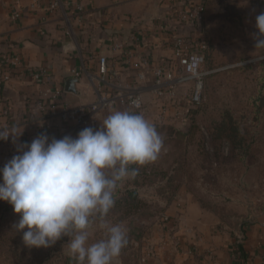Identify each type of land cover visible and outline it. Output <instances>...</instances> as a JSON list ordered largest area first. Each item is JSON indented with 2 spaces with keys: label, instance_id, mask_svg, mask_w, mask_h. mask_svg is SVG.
Instances as JSON below:
<instances>
[{
  "label": "crops",
  "instance_id": "obj_1",
  "mask_svg": "<svg viewBox=\"0 0 264 264\" xmlns=\"http://www.w3.org/2000/svg\"><path fill=\"white\" fill-rule=\"evenodd\" d=\"M61 6L50 10L54 0H0V55L3 52L20 55L26 67L33 70L47 68L53 84L63 87L73 70L96 71L98 58H117L113 45L126 41L137 29L154 33L129 49L137 57L153 60L169 56L162 45L163 33L157 23L166 17L163 0H60ZM39 7L32 8L33 3ZM81 4L82 14L70 6ZM18 13V18L13 16ZM156 26V27H155ZM119 66V80L129 83L134 71ZM87 79L79 80L76 94L66 93L69 105L90 104L95 100ZM1 94L11 110L9 118L0 116V128L13 129L22 135L4 152L0 141V168L17 153V147L31 143L41 133L33 106L45 89L30 80L13 78L1 85ZM149 98V95H146ZM63 125H56L49 133L54 137ZM166 205L164 212L149 227L148 242L153 251L149 264H264V218L241 224L238 230L220 227L212 212L203 208L189 194ZM166 215L168 223H162ZM146 243L144 244L145 247ZM239 248L243 250L242 257ZM214 257V262L209 259Z\"/></svg>",
  "mask_w": 264,
  "mask_h": 264
},
{
  "label": "rangeland",
  "instance_id": "obj_2",
  "mask_svg": "<svg viewBox=\"0 0 264 264\" xmlns=\"http://www.w3.org/2000/svg\"><path fill=\"white\" fill-rule=\"evenodd\" d=\"M212 1L215 6L218 3L233 5L238 19V36L232 43L221 45L218 55L221 63H217L215 73L207 80L203 108L188 125L179 126L188 137L177 145L165 143L166 132L157 129L164 142L158 158L139 167L137 183L130 178L118 187L122 191L139 189L141 192L139 207L130 209L120 203L107 216L109 223H122L127 229L129 243L122 250L118 264H139L142 249L141 242L135 238L138 229L146 228L148 231L166 205L186 194L215 214L221 222L220 227L228 231L238 230L241 224L264 218V49L255 50L252 36L257 31L256 16L264 12V0ZM217 18L215 8L207 18V27L215 38L219 35L215 26ZM113 110L126 109L119 107ZM110 112L103 113L93 128H99V123ZM227 112L234 117L241 130L246 145L245 154L234 155L229 147L216 145L211 138L215 124ZM155 113V108L151 106L144 115L154 126L157 125L153 120ZM62 128L55 133V138L66 135L76 137L84 129ZM153 169L158 176L151 180L143 179L142 173L149 174ZM152 216L155 218L152 219ZM18 219L8 203L0 202V260L2 254L7 253L4 240L11 237L17 239L19 235L13 227ZM90 233L89 243L105 238L98 221L93 224ZM68 239L62 245L55 243L46 248L43 253L40 249L30 252L22 264H75L73 261L68 263V259L74 260L65 245ZM0 262L2 264L3 260ZM11 264H16V260H12Z\"/></svg>",
  "mask_w": 264,
  "mask_h": 264
},
{
  "label": "clouds",
  "instance_id": "obj_3",
  "mask_svg": "<svg viewBox=\"0 0 264 264\" xmlns=\"http://www.w3.org/2000/svg\"><path fill=\"white\" fill-rule=\"evenodd\" d=\"M255 28V50L264 49V12L256 16ZM22 132L0 130V141L15 142ZM163 147L156 127L132 110H112L99 128L85 127L76 137L41 133L19 145L0 168V202L19 217L13 227L23 234L25 247L49 248L68 237L65 245L76 264H118L129 240L122 223L107 220L116 191ZM97 221L105 238L89 243Z\"/></svg>",
  "mask_w": 264,
  "mask_h": 264
},
{
  "label": "built area",
  "instance_id": "obj_4",
  "mask_svg": "<svg viewBox=\"0 0 264 264\" xmlns=\"http://www.w3.org/2000/svg\"><path fill=\"white\" fill-rule=\"evenodd\" d=\"M163 2L166 17L157 25L164 35L162 45L170 55L160 60H153L147 55L137 57L129 49L130 43L137 44L145 38H154L153 32L148 34L143 29H137L126 41H118L113 45L112 50L117 58L100 56L96 71H72L73 78L87 79L88 86L95 95V100L90 104L69 105L65 101L64 88L53 84L47 68L33 70L24 65L20 55L3 52L0 55V116L9 118L11 115L1 94V85L18 78L45 87L36 99L32 111L38 123V133H49L56 125L74 129L94 127L103 113L119 107L145 115L147 108L153 106L156 111L153 118L155 124L188 125L204 104L206 81L215 72L206 69L208 40L204 32L205 0ZM31 6L33 9L39 7L36 2ZM60 6L61 1L54 0L50 10L54 11ZM70 6L76 13L84 12L81 4ZM18 15L16 13L13 19H17ZM118 64L127 65L134 71L133 81L124 83L119 80ZM10 143V140L2 142L5 153ZM160 219L164 224L169 220L166 215ZM147 242L146 233L140 243L142 251L139 264H149L153 259L154 253ZM209 259L215 263L212 255H209Z\"/></svg>",
  "mask_w": 264,
  "mask_h": 264
},
{
  "label": "trees",
  "instance_id": "obj_5",
  "mask_svg": "<svg viewBox=\"0 0 264 264\" xmlns=\"http://www.w3.org/2000/svg\"><path fill=\"white\" fill-rule=\"evenodd\" d=\"M215 8L217 9V13H218V18L216 19V25H215L217 27L216 30L219 32V35L216 36L217 38L211 36L210 34L211 32H209V29L207 27V18L210 17L211 14H213ZM205 9H206V18H205L204 32L208 40V51L206 53V69L210 71H214L215 68H217L216 66H218L217 63H221V60L218 57L220 53L221 45L226 43H232L233 39L236 36H238V27H239L238 19H236L237 13L232 4L227 5L223 3L220 4L218 3L215 6L212 0H205ZM213 74H211L209 77H211ZM201 108H203V105ZM199 111H197L196 114H194V116L197 115ZM155 127L160 131L166 132L165 134L167 139L164 140L165 143H175V145H177L180 140H184L188 137V134H185L179 126L156 125ZM211 138L216 145H221V146L223 145V147L224 146L229 147L231 151L234 153V155L246 153L245 140L241 135V130L238 128L234 117L229 112H227L224 115V118L220 122L215 124L213 128V132L211 133ZM149 172H150L149 174L142 173V177L144 176L143 179L149 178L151 180V178H155L158 176L157 171L154 169ZM138 173H140L139 170ZM138 176L139 175L137 174L133 179L135 183H137ZM174 189L177 190V188ZM140 193L141 192L139 189H134V190L126 189L124 191L118 189L115 194L116 202L114 207L118 206L120 203H123V205L125 206L131 207L130 209L139 207L141 205V202L139 201ZM174 194H172V196ZM119 196H122V198L121 197L119 198ZM153 218H155V216H152V219ZM146 231H147L146 228L138 229V233L135 238L139 242H141L146 235ZM22 235H23L22 233H19L17 239L11 237L4 240V242L6 243L5 246L7 248V253L2 254V258H1V260H3L2 264H11L12 260H16V264H22L23 260L27 258L30 252L32 251L36 252L35 248L29 249L24 246L22 242ZM66 241H67V237H63L56 243L62 245ZM45 249L46 248H41L40 252L43 253ZM239 251L242 257H244L243 250L239 248ZM39 254H38V258H39ZM42 260L44 261V259ZM72 261L76 264L75 260L68 259V263Z\"/></svg>",
  "mask_w": 264,
  "mask_h": 264
},
{
  "label": "water",
  "instance_id": "obj_6",
  "mask_svg": "<svg viewBox=\"0 0 264 264\" xmlns=\"http://www.w3.org/2000/svg\"><path fill=\"white\" fill-rule=\"evenodd\" d=\"M78 82H79V80L76 78L68 79L65 83V92L76 94L77 93L76 85Z\"/></svg>",
  "mask_w": 264,
  "mask_h": 264
}]
</instances>
